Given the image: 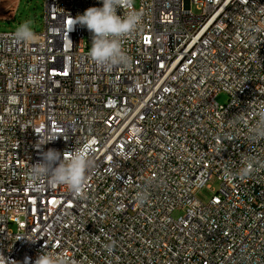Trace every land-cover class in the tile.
<instances>
[{
  "label": "built area",
  "instance_id": "1",
  "mask_svg": "<svg viewBox=\"0 0 264 264\" xmlns=\"http://www.w3.org/2000/svg\"><path fill=\"white\" fill-rule=\"evenodd\" d=\"M5 1L19 0H0L9 14ZM89 7L102 0H46L33 42L0 32V264L42 251L71 264H264V139H249L264 104V0H133L117 13L143 14L123 42L132 64L111 70L74 25ZM76 148L93 161L86 198L31 187L41 152Z\"/></svg>",
  "mask_w": 264,
  "mask_h": 264
},
{
  "label": "clouds",
  "instance_id": "2",
  "mask_svg": "<svg viewBox=\"0 0 264 264\" xmlns=\"http://www.w3.org/2000/svg\"><path fill=\"white\" fill-rule=\"evenodd\" d=\"M132 5L133 0H102V7H89L74 18V25L84 26L92 33L88 55L101 68L111 70L115 67H131L132 58L124 50L123 42L141 29L143 14L137 10L123 15L117 13L118 9ZM32 24V20H25L15 29L12 38L17 43L36 41L38 37ZM30 79L33 85L39 82L35 76ZM256 115L258 118L249 129V139L253 141L264 139V104L256 106ZM51 140L54 139L45 143ZM256 163L253 157H245L239 174L250 177L257 171ZM92 167L93 161L87 149L76 148L68 157L55 149H48L41 152L40 162L31 164L28 179L31 187L37 191L47 183L65 186L77 199L86 198L87 173ZM146 198V193H137L139 203H143ZM25 264H29V258L25 259ZM34 264H71V261L63 255L42 251Z\"/></svg>",
  "mask_w": 264,
  "mask_h": 264
},
{
  "label": "rangeland",
  "instance_id": "3",
  "mask_svg": "<svg viewBox=\"0 0 264 264\" xmlns=\"http://www.w3.org/2000/svg\"><path fill=\"white\" fill-rule=\"evenodd\" d=\"M45 1L46 0H19V1H5L1 6V11H10L9 14L0 12V32H11L23 23L25 20H32L33 30L36 33L44 31V14H45ZM229 97L226 93H220L217 97V103L226 105ZM220 188V182L217 178L209 181L207 187L201 190L197 199L207 205L212 200L216 192ZM182 212H175L174 219L183 216ZM15 230V228L13 227Z\"/></svg>",
  "mask_w": 264,
  "mask_h": 264
}]
</instances>
